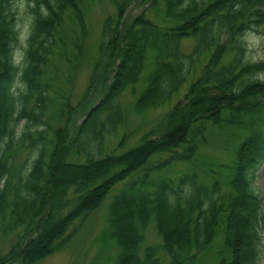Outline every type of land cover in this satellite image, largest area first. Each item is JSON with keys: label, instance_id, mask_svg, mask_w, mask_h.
I'll use <instances>...</instances> for the list:
<instances>
[{"label": "trees", "instance_id": "trees-1", "mask_svg": "<svg viewBox=\"0 0 264 264\" xmlns=\"http://www.w3.org/2000/svg\"><path fill=\"white\" fill-rule=\"evenodd\" d=\"M43 1L46 12L31 7L30 28L23 33L17 0H0V222L5 233L16 231L0 264L42 260L74 220L94 210L151 155L172 151V160H189L206 141L208 126L224 123L249 130L235 151L227 191L219 179L205 181L196 172L161 178L152 190L143 189L149 182H133L108 205L102 239L118 248L114 264H161L158 247L141 250L153 221L168 264H197L221 232L217 264H256L263 250L264 203L253 179L264 162V129L243 118L264 108V58L249 59L244 38L264 27V0H138L162 13L157 22L145 10L123 22L130 0H116L115 25L111 17L103 23L89 81L98 99L88 108L83 97L77 104L81 118L70 106L57 127L47 114L52 97L46 67L64 47V12L80 14L83 0ZM187 39L193 40L189 52L182 44ZM147 57L152 68L135 100L137 112L169 100L190 79L195 62L206 60L183 98L139 143L100 157L105 133L124 120L118 96L137 83ZM21 121L25 126L17 136ZM36 126L45 128L31 130ZM17 146L33 152L18 169L12 153Z\"/></svg>", "mask_w": 264, "mask_h": 264}, {"label": "rangeland", "instance_id": "rangeland-1", "mask_svg": "<svg viewBox=\"0 0 264 264\" xmlns=\"http://www.w3.org/2000/svg\"><path fill=\"white\" fill-rule=\"evenodd\" d=\"M17 4V25L23 30V33L29 30L32 21L33 13L30 8L35 7L42 12H46L47 9L43 0H17ZM80 9L82 11L80 14H75L71 10L64 12L61 28L64 47L63 49L59 47L61 55H53L51 62L46 67V79L50 84L49 94L52 97L47 114L50 118V124L55 127L64 124L70 106H73V110L76 109V113L78 111L77 118H81L82 106L78 107L77 104L83 101V97L87 96L86 98L89 99L88 108L98 99L99 95L89 87L90 76L98 56L103 23L107 17H111L112 24H114L117 18L116 0H83ZM142 10H145L147 17L155 22H157L156 17H162V13L158 10L147 8L138 0H130L124 11L123 22H127ZM79 16L82 18V26ZM244 39L248 46L247 55L249 59L255 61L264 58L263 26L259 32L247 33ZM182 44L183 50L189 52L193 46V40H184ZM204 58L201 57L195 62L190 79L183 83L179 91L175 92L169 100L158 107L137 112L134 109L135 100L145 88L147 76L152 68L151 59L147 57L145 67L137 83L127 87L118 96L124 111V120L114 130L105 133L99 156L102 157L112 152L122 153L139 143L144 134L155 127L162 115L183 98L189 83L195 76L199 75L206 60ZM60 110L62 111L59 114ZM243 119L246 122L253 120L264 129V108L261 112L251 116L246 115ZM24 126L25 122L21 121L17 136L24 129ZM44 128L43 126H36L32 127L31 130ZM248 134L249 130L241 125L228 123L209 125L206 141L199 144L193 158L184 161L172 160L170 158L172 151L151 155L142 167L115 183L94 210L86 216L74 220L62 237L56 241L57 245L52 253L33 264H114L118 248L113 241L103 240L102 235L107 227L108 205L121 190L128 188L133 182L140 183L142 181L149 182L143 189L152 190V184L161 178L175 179L181 174L196 172L199 179L205 181H210L212 178L219 179L222 192L227 191L235 151ZM46 136L51 138L50 130H47ZM124 136L126 139L120 145ZM12 153L16 169L25 158L30 161L33 157V152L29 151V148L21 146H17ZM253 189L264 203V162L254 174ZM220 233L197 264H217L216 252L222 243ZM144 237L141 250L148 246L158 247L157 256L160 258L161 264H168V256L159 248L162 240L153 221H150L144 231ZM15 239L16 231L5 233L0 222V253H5ZM262 248V254L256 264H264V234L262 236Z\"/></svg>", "mask_w": 264, "mask_h": 264}]
</instances>
